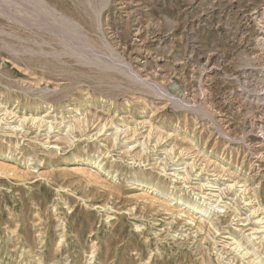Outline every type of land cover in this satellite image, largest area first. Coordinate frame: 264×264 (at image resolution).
I'll use <instances>...</instances> for the list:
<instances>
[{"label": "rangeland", "instance_id": "rangeland-1", "mask_svg": "<svg viewBox=\"0 0 264 264\" xmlns=\"http://www.w3.org/2000/svg\"><path fill=\"white\" fill-rule=\"evenodd\" d=\"M45 1L89 58L0 12V264H264V0Z\"/></svg>", "mask_w": 264, "mask_h": 264}, {"label": "bare ground", "instance_id": "bare-ground-1", "mask_svg": "<svg viewBox=\"0 0 264 264\" xmlns=\"http://www.w3.org/2000/svg\"><path fill=\"white\" fill-rule=\"evenodd\" d=\"M16 1H19V0H16ZM19 3L22 4V2H19ZM35 3H37V4H35ZM35 3L31 0V8H29V10L27 12H25L24 14H17V13H15L13 11H5V10L0 11V12L2 14H6L7 13L8 15H12L13 17L16 18L17 21L28 20V21L31 22V25H37V26H39L41 28H46L48 31H50L51 34H53L55 36V39L57 41H60L64 45L63 51L66 50V51H69L71 53H74L75 55H77L80 58L88 59L89 57H87V55L85 53H82V52L78 51L73 45H71L69 43V42H72L74 40H77V41L81 42V44L84 43V41H89L87 35L80 30V27H79L78 23H76L71 18H69L67 16H64L61 13L58 15L56 10L51 5H49V3H47L45 0H38ZM36 5H38V8L36 7ZM41 10H43L42 12H44L45 14L50 15L52 17V20H48V19H46L44 17L42 18L40 16V14H42ZM29 17H31V19H29ZM41 18H42V20H41ZM89 43H91V42H89ZM84 44H86V42ZM90 58L93 59L92 56ZM97 60H99V59H97ZM260 73H261L262 79H264V64H262V66H261ZM263 82H264V80H263ZM255 92H256V94L252 95L253 100H255L254 102L258 106H262V109L260 110L261 113L259 112L260 113L259 116L256 115L257 118H255V120L252 121V124L256 128L255 130H257V134L260 135L264 139V85L256 86L255 87ZM252 97H251V99H252ZM208 102L209 101L206 100L204 105L210 106V104ZM251 115H247V116H251ZM252 118H254V116Z\"/></svg>", "mask_w": 264, "mask_h": 264}]
</instances>
